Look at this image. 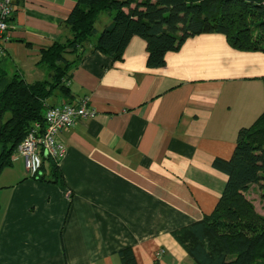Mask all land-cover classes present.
<instances>
[{
  "label": "crops",
  "instance_id": "obj_1",
  "mask_svg": "<svg viewBox=\"0 0 264 264\" xmlns=\"http://www.w3.org/2000/svg\"><path fill=\"white\" fill-rule=\"evenodd\" d=\"M77 2L13 0L3 71L48 79L42 51L71 37ZM102 14L98 32L112 21ZM87 51L71 68L70 98L56 90L47 100L88 97L97 109L61 134L63 183L51 181V159L40 180L17 151L0 172V264H124L127 248L136 264H197L175 232L221 198L228 176L213 161L230 159L239 130L264 111V52L220 32L187 38L160 67L138 35L121 59Z\"/></svg>",
  "mask_w": 264,
  "mask_h": 264
},
{
  "label": "trees",
  "instance_id": "obj_2",
  "mask_svg": "<svg viewBox=\"0 0 264 264\" xmlns=\"http://www.w3.org/2000/svg\"><path fill=\"white\" fill-rule=\"evenodd\" d=\"M106 11L113 19L98 32L96 22ZM65 24L71 37L42 51L40 63L47 67L48 79L27 82L0 67V172L12 164L34 125L45 126L47 100L55 91L70 98L71 68L88 49L121 59L138 35L147 42L148 65L160 67L166 54L187 38L220 32L236 49L264 52V0H78ZM51 161V181L63 183L59 162ZM213 166L228 176L221 198L212 213L176 231L175 237L197 264H264V215L246 195L257 185L264 199V111L239 130L231 158H216ZM36 176L45 180L39 172ZM120 254L124 264H136L130 248Z\"/></svg>",
  "mask_w": 264,
  "mask_h": 264
},
{
  "label": "built area",
  "instance_id": "obj_3",
  "mask_svg": "<svg viewBox=\"0 0 264 264\" xmlns=\"http://www.w3.org/2000/svg\"><path fill=\"white\" fill-rule=\"evenodd\" d=\"M13 13V0H0V56L4 41L9 38ZM96 115L97 109L90 104L88 97L48 106L45 126L36 123L17 148V153L23 157L28 171L36 175L46 158L60 162L67 152V145L61 138L63 131L80 119L94 118Z\"/></svg>",
  "mask_w": 264,
  "mask_h": 264
},
{
  "label": "rangeland",
  "instance_id": "obj_4",
  "mask_svg": "<svg viewBox=\"0 0 264 264\" xmlns=\"http://www.w3.org/2000/svg\"><path fill=\"white\" fill-rule=\"evenodd\" d=\"M102 15H104L103 17H105L106 19L107 18H110L111 20L113 19L112 12L106 11ZM98 23L100 25V22ZM246 195L249 199L252 200L258 212L264 215V199H262L260 196L259 187L257 185L251 186L249 190L246 192Z\"/></svg>",
  "mask_w": 264,
  "mask_h": 264
}]
</instances>
